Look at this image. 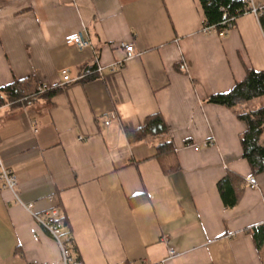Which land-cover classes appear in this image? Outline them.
Wrapping results in <instances>:
<instances>
[{
	"label": "crops",
	"instance_id": "crops-1",
	"mask_svg": "<svg viewBox=\"0 0 264 264\" xmlns=\"http://www.w3.org/2000/svg\"><path fill=\"white\" fill-rule=\"evenodd\" d=\"M79 31L91 48L65 43ZM96 60L101 73L79 80ZM250 69L264 71V30L252 13L223 36L204 30L199 0H0V88L27 78L60 88L0 107V158L23 203L0 186V264H62L34 216L51 210L67 221L83 264H264L249 232L264 225V173L244 157L239 119L264 97L233 108L209 102ZM155 114L167 137L130 143L125 131ZM164 140L180 166L168 174L155 157ZM229 175L234 208L218 189Z\"/></svg>",
	"mask_w": 264,
	"mask_h": 264
},
{
	"label": "trees",
	"instance_id": "trees-1",
	"mask_svg": "<svg viewBox=\"0 0 264 264\" xmlns=\"http://www.w3.org/2000/svg\"><path fill=\"white\" fill-rule=\"evenodd\" d=\"M204 12V27H214L218 32L226 25L224 22L236 24L238 18L246 14L248 4L245 0H199ZM259 22L264 30V15L259 17ZM60 91V88H48L40 86L31 78L15 81L12 84L0 88V107L6 103L17 106L30 105L41 96H51ZM264 97V71L247 70L244 81L237 83L232 91L218 94L210 98L209 102L233 108L237 101H252ZM239 119L245 122L247 130L241 137L244 157L248 160L253 172L264 173V106L239 115ZM130 143L143 141L147 138L167 137L168 128L160 114L149 116L145 125L135 131L126 130ZM155 157L159 161L164 173H172L179 170L177 152L170 140H164L157 146ZM236 178L230 175L218 184L223 203L227 208H234L238 203ZM64 223L68 226L67 221ZM257 247L260 248L264 240V225L250 230ZM73 249L76 247L73 242ZM76 254V252H75ZM80 259L79 256H76Z\"/></svg>",
	"mask_w": 264,
	"mask_h": 264
},
{
	"label": "built area",
	"instance_id": "built-area-1",
	"mask_svg": "<svg viewBox=\"0 0 264 264\" xmlns=\"http://www.w3.org/2000/svg\"><path fill=\"white\" fill-rule=\"evenodd\" d=\"M248 4L247 13H252L257 17L264 15V7L256 6L253 3V0H245ZM226 27L219 32V34L226 36L229 32L234 28V24L230 22H224ZM215 29L214 27H204V30L208 32L209 30ZM65 43L70 46H75L79 50H84L86 48H91L92 43L88 37H85L82 31L76 32L74 34H70L66 36ZM120 47L125 50L127 53H134L133 45L121 44ZM96 70L90 73H86L80 76L79 80L92 78L95 73H101L103 67L99 63V60H96ZM64 82H72L73 80L70 78L69 71L64 70L62 72ZM110 121L106 122V125H109ZM215 143L214 139L207 140L203 144L194 145L193 148L195 151H199L201 149L209 148L213 146ZM248 185L251 188L257 187V182L254 177L248 179ZM0 186L4 190H10L16 197L17 201L23 204L17 195V187L18 180L17 176L8 169L3 161L0 158ZM28 210H31L32 205L26 206ZM36 221L45 228V230L49 233V235L55 240L61 250V262L62 264H83L79 259H77L75 250L73 249V237L72 234L67 231V226L64 223L62 216L59 214L58 210H51L45 214L34 215ZM175 255V251L169 250V258H172ZM137 264V263H131ZM144 264V263H142Z\"/></svg>",
	"mask_w": 264,
	"mask_h": 264
},
{
	"label": "rangeland",
	"instance_id": "rangeland-1",
	"mask_svg": "<svg viewBox=\"0 0 264 264\" xmlns=\"http://www.w3.org/2000/svg\"><path fill=\"white\" fill-rule=\"evenodd\" d=\"M264 141V140H263ZM261 253L264 255V243H261L260 245Z\"/></svg>",
	"mask_w": 264,
	"mask_h": 264
}]
</instances>
